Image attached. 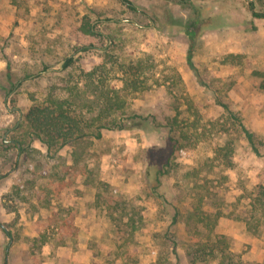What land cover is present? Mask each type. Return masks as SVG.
<instances>
[{"label":"rangeland","instance_id":"rangeland-1","mask_svg":"<svg viewBox=\"0 0 264 264\" xmlns=\"http://www.w3.org/2000/svg\"><path fill=\"white\" fill-rule=\"evenodd\" d=\"M130 1L146 14L119 0H0V264H58L53 258L64 238L61 229L74 232L73 209L63 202L95 196L83 184V173L118 187L140 209L143 222L134 241L151 251L128 262L106 211L93 202L114 242L104 245L102 264H175L170 239L179 263L187 264L185 253L194 242L214 243V224L234 252L242 255L250 246L239 237L248 233L244 223L234 218L243 215L239 209L248 205L250 192L264 185V148L259 146L263 156L251 151L214 97L242 117L257 141L264 140V91L250 83L253 70H264V18L253 17L246 0ZM253 2L264 12V0ZM84 16L95 21L99 35L79 33ZM189 21L196 22L193 62L205 85L186 63ZM79 42L93 47L79 51ZM69 57L72 63L64 69ZM56 97H67L70 109L89 125L76 146V169H67L74 163L72 148L46 155V146L25 130L29 109ZM108 106L114 109L106 111ZM122 112L172 122L180 135L182 150L171 157L159 187L166 201L148 189L154 166L168 153L164 129L146 124L103 129L94 137L100 121ZM20 141L30 155L28 171L17 163ZM225 146L231 149L227 156ZM4 199L16 211L6 210ZM7 226L13 239L5 234ZM43 236L47 243L41 245ZM261 236L257 245L254 239L257 250L264 247V227ZM263 256L259 251L262 260L248 263L264 264ZM208 264H219L218 258Z\"/></svg>","mask_w":264,"mask_h":264},{"label":"trees","instance_id":"trees-1","mask_svg":"<svg viewBox=\"0 0 264 264\" xmlns=\"http://www.w3.org/2000/svg\"><path fill=\"white\" fill-rule=\"evenodd\" d=\"M128 10L139 11L142 14H146L143 9L137 7L130 0H119ZM179 4L191 5L192 0H171ZM251 15L255 18H264V12H258L255 10L253 0H246ZM95 21L89 20L88 17L84 16L81 25L78 27V31L84 36H97L100 33L95 29ZM78 32L76 31V34ZM185 36L188 39V45L186 50V63L188 68L193 71L199 82L203 85L197 68L193 62L194 56V44L197 37L196 33V22L189 21L185 24ZM77 41H80L78 38ZM92 43H80L77 50L86 51L92 48ZM72 63V57H69L63 63V68H67ZM9 65H7L8 67ZM7 77H10V73L7 72ZM250 83L258 90L264 91V70H253L250 75ZM16 84H13L12 88ZM215 103L221 107V109L228 115L233 123L238 126L240 131L243 133L248 146L256 156H263L259 146L264 148V140H256L255 134L243 123L242 117L233 111L229 104L222 100L219 96L214 97ZM113 106L106 107V111L113 110ZM146 124L152 125L154 128H162L165 130L166 146L168 153L165 160L161 165H156L153 168V184L148 186L149 193L157 200H167L166 197L159 191V187L162 183V176L167 173V168L170 164L171 157L176 156L182 146L180 144L179 136L176 132L174 124L166 121L162 122L158 120L154 115H142L136 112L126 113L122 112L120 117H113L103 122H99L95 127L94 137H101V130H131L133 128H143ZM88 128L86 121L78 115H75V110L70 109V102L67 97H56L52 98L50 103H39L32 106L25 115V130L28 137L31 140H39L43 145L46 146L48 152L50 150H57L63 147L72 148L70 155L74 161L73 165L67 167V169H76V162L79 160L81 154L77 147L81 142L82 138L86 137L88 133L85 128ZM17 155H23L21 159L17 160V163H22V168L25 171L29 169V152L25 149L24 145L20 141L16 145ZM225 149L226 155L231 151L228 146L221 147ZM220 149V150H221ZM227 165H231L230 161L226 162ZM26 172L19 174L21 177ZM85 187L95 189L94 205L100 209L106 211V215L109 217L111 224L114 228L117 239H121V243H118L117 248L120 249L119 253H125V258L130 263H135L138 260L140 254H146L151 252L149 246L141 245L134 241V233L143 222V217L140 213V209L132 204L126 195L119 191L118 187L106 183L95 176H85L83 173ZM18 178L19 179L21 178ZM16 182L17 191L20 190L22 185ZM19 188V189H18ZM16 191V192H17ZM15 192V193H16ZM249 202L245 208H240L239 212L243 215L237 214L235 220L241 221L245 225V229L248 233L255 237H259L262 234L264 227V185H258L256 190L250 192L248 196ZM9 201V199H8ZM5 199L2 201L3 206L8 211H16L14 207H8ZM230 214V213H229ZM177 211L175 210L172 223L176 222ZM221 213H216L215 217L220 216ZM209 218V217H207ZM2 227V223H0ZM6 236L9 239L14 238V234L11 229L7 226L4 230ZM215 236L214 243H201L194 242L186 251L185 256L187 264H208L209 260L218 258L219 264H250L243 260L240 253L234 252L227 246L223 233L219 232L218 226L214 224L212 229ZM171 253L173 254L176 262L180 264V256L176 250L175 243L172 239ZM47 243L46 237H42L41 245ZM218 248V246H220ZM217 249V255L215 250ZM219 249V250H218ZM8 247L6 253L8 254ZM2 264H7L6 260H3Z\"/></svg>","mask_w":264,"mask_h":264},{"label":"crops","instance_id":"crops-1","mask_svg":"<svg viewBox=\"0 0 264 264\" xmlns=\"http://www.w3.org/2000/svg\"><path fill=\"white\" fill-rule=\"evenodd\" d=\"M93 202V195L85 199V202L79 196H72L69 201L63 202V206L73 209L74 232L72 234L64 228L61 229V235L64 238L61 240V244L57 246L56 258H53L58 264H102L105 258L103 254L104 245L114 243L107 234L110 227L108 221L100 216V213L97 214L94 211ZM241 235H243V240L248 239L247 242L250 244L242 253L243 260L246 262L261 261L259 251L264 253V247L257 250L256 245L259 239L245 231L243 234H239V237ZM260 237L263 238V236ZM254 239L256 245H254ZM110 248L112 250L113 245Z\"/></svg>","mask_w":264,"mask_h":264},{"label":"water","instance_id":"water-1","mask_svg":"<svg viewBox=\"0 0 264 264\" xmlns=\"http://www.w3.org/2000/svg\"><path fill=\"white\" fill-rule=\"evenodd\" d=\"M59 68H61V64L59 65ZM6 230V229H5Z\"/></svg>","mask_w":264,"mask_h":264}]
</instances>
